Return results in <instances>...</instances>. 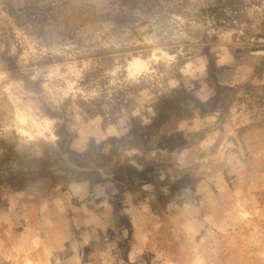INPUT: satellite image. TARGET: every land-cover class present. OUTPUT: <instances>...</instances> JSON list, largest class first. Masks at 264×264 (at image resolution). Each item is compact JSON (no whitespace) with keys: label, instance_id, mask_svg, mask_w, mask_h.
I'll use <instances>...</instances> for the list:
<instances>
[{"label":"rangeland","instance_id":"rangeland-1","mask_svg":"<svg viewBox=\"0 0 264 264\" xmlns=\"http://www.w3.org/2000/svg\"><path fill=\"white\" fill-rule=\"evenodd\" d=\"M263 53L264 0H0V264H264Z\"/></svg>","mask_w":264,"mask_h":264},{"label":"trees","instance_id":"trees-1","mask_svg":"<svg viewBox=\"0 0 264 264\" xmlns=\"http://www.w3.org/2000/svg\"><path fill=\"white\" fill-rule=\"evenodd\" d=\"M228 72L229 71L226 72L227 75H228ZM234 72H230V74L233 75L232 78L225 79L226 82L225 83L224 82L222 83L223 84L222 86L224 88H227V89L230 88L231 82H229L228 80H233L234 79V82L233 83H236L239 79H241V76H239L238 73L235 74ZM227 75H223L222 78L224 79V77L227 76ZM220 101H221V99H220ZM226 101H227V103L228 102H234V100H230V99H227V98L226 99H223V101H221V103L219 102L220 104L218 105V107L216 106L217 109L215 108V110H218V111H214V112H218V113L225 112V109L227 108ZM199 109H200V113L199 112H196L194 116L201 114V116H204V118H205L207 116V112L204 111V113H203V111H202V109L200 107H199ZM229 142H234L235 143L236 141L232 137H230ZM0 194H1V191H0Z\"/></svg>","mask_w":264,"mask_h":264},{"label":"crops","instance_id":"crops-1","mask_svg":"<svg viewBox=\"0 0 264 264\" xmlns=\"http://www.w3.org/2000/svg\"><path fill=\"white\" fill-rule=\"evenodd\" d=\"M264 54V53H263ZM263 86H264V84H263ZM236 104V103H235ZM235 108H237V107H239L240 105L239 104H236V105H233ZM211 107V106H210ZM208 108V107H207ZM207 112V111H206ZM213 111H211L210 113H212ZM218 114H220V113H218ZM207 116H208V112H207ZM252 130V127H249L248 129H246L245 130V132L246 131H251ZM261 132L264 134V129H262L261 130ZM240 143V142H239ZM242 146H243V144H242Z\"/></svg>","mask_w":264,"mask_h":264}]
</instances>
